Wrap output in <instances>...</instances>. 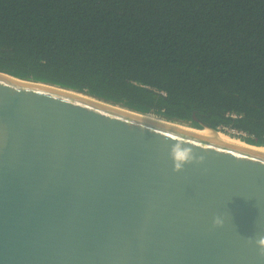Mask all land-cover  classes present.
Instances as JSON below:
<instances>
[{
  "label": "water",
  "instance_id": "95a60500",
  "mask_svg": "<svg viewBox=\"0 0 264 264\" xmlns=\"http://www.w3.org/2000/svg\"><path fill=\"white\" fill-rule=\"evenodd\" d=\"M147 114L0 71V264H264V148Z\"/></svg>",
  "mask_w": 264,
  "mask_h": 264
},
{
  "label": "trees",
  "instance_id": "16d2710c",
  "mask_svg": "<svg viewBox=\"0 0 264 264\" xmlns=\"http://www.w3.org/2000/svg\"><path fill=\"white\" fill-rule=\"evenodd\" d=\"M0 71L264 147V0H0Z\"/></svg>",
  "mask_w": 264,
  "mask_h": 264
},
{
  "label": "built area",
  "instance_id": "2783aa9c",
  "mask_svg": "<svg viewBox=\"0 0 264 264\" xmlns=\"http://www.w3.org/2000/svg\"><path fill=\"white\" fill-rule=\"evenodd\" d=\"M161 93L163 94V92H161ZM229 115L232 116V117L236 116V115H234L232 113H230ZM217 131H219V130H217ZM219 132H222V133H224V134H226V135H228L230 137H236L239 140H243L241 138V136H243V137L246 136V134L244 132L236 131L234 129H229V128H226V127H223V131L220 130Z\"/></svg>",
  "mask_w": 264,
  "mask_h": 264
},
{
  "label": "bare ground",
  "instance_id": "6f19581e",
  "mask_svg": "<svg viewBox=\"0 0 264 264\" xmlns=\"http://www.w3.org/2000/svg\"><path fill=\"white\" fill-rule=\"evenodd\" d=\"M146 116H148V117H152V118H154L151 114H147ZM156 119V118H155ZM201 129V128H200ZM199 131H203V132H207V133H210V134H214V135H218V136H221V137H225V138H229V139H232V138H230V137H228L227 135H225L224 133H222V132H218V131H215V130H212V129H207V128H205V129H203V130H199ZM232 140H236V139H232ZM236 141H240V140H236ZM240 142H242V141H240ZM243 143H245V142H243ZM260 147V146H259ZM261 148H264V147H262L261 146Z\"/></svg>",
  "mask_w": 264,
  "mask_h": 264
},
{
  "label": "rangeland",
  "instance_id": "374dc122",
  "mask_svg": "<svg viewBox=\"0 0 264 264\" xmlns=\"http://www.w3.org/2000/svg\"><path fill=\"white\" fill-rule=\"evenodd\" d=\"M152 114V113H151ZM152 116L154 117H158V116H156V115H154V114H152ZM175 123H178V124H180L182 127L183 126H189V125H187V123H180V122H175ZM226 135V134H225ZM228 136V135H227ZM228 137H230V136H228ZM230 138H232V139H236V140H239V139H237L236 137H230ZM240 141H242V142H245V141H243V140H240ZM246 143V142H245ZM261 147V146H260Z\"/></svg>",
  "mask_w": 264,
  "mask_h": 264
},
{
  "label": "clouds",
  "instance_id": "9594fccd",
  "mask_svg": "<svg viewBox=\"0 0 264 264\" xmlns=\"http://www.w3.org/2000/svg\"><path fill=\"white\" fill-rule=\"evenodd\" d=\"M260 243H261V244H264V239H262V240L260 241Z\"/></svg>",
  "mask_w": 264,
  "mask_h": 264
}]
</instances>
